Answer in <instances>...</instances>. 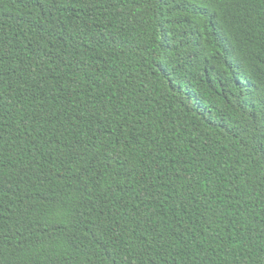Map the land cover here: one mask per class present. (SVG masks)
Segmentation results:
<instances>
[{
	"label": "trees",
	"instance_id": "16d2710c",
	"mask_svg": "<svg viewBox=\"0 0 264 264\" xmlns=\"http://www.w3.org/2000/svg\"><path fill=\"white\" fill-rule=\"evenodd\" d=\"M0 264H264V0H0Z\"/></svg>",
	"mask_w": 264,
	"mask_h": 264
},
{
	"label": "bare ground",
	"instance_id": "6f19581e",
	"mask_svg": "<svg viewBox=\"0 0 264 264\" xmlns=\"http://www.w3.org/2000/svg\"><path fill=\"white\" fill-rule=\"evenodd\" d=\"M40 140V139H39ZM48 141V140H47ZM51 142V141H50ZM65 147V146H64ZM67 147V146H66ZM82 147V146H81ZM83 148V147H82ZM65 149V148H64ZM88 149V148H87ZM65 151V150H64ZM60 152V151H59ZM62 153H64V152H62ZM65 159V158H64ZM86 159V158H85ZM61 162V161H60ZM59 170H60V168H59ZM62 170V169H61ZM72 171V170H71ZM63 173V172H62ZM66 174V173H65ZM80 174V173H79ZM64 177H65V175H64ZM66 179V178H65ZM62 182V181H61ZM73 184V183H72ZM68 186V185H67ZM74 200V199H73ZM98 204V203H97Z\"/></svg>",
	"mask_w": 264,
	"mask_h": 264
}]
</instances>
